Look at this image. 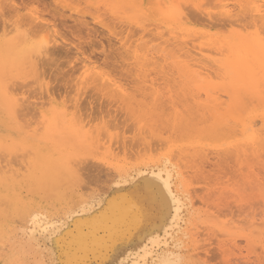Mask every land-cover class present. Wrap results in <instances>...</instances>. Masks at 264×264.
<instances>
[{
	"label": "rangeland",
	"instance_id": "1",
	"mask_svg": "<svg viewBox=\"0 0 264 264\" xmlns=\"http://www.w3.org/2000/svg\"><path fill=\"white\" fill-rule=\"evenodd\" d=\"M47 1H49V3H47ZM157 1L162 2V0H46L45 2L47 5H49L51 12L56 10L60 15L63 13L62 18H58L59 21L60 19L65 20H62L64 22H62V24L64 25L59 24L60 27L58 25L59 21H56L57 18L54 19L49 17L50 14L44 10L45 8H40L39 5L32 4L31 6L28 4L27 6L25 4H19L18 1V7H20H17V9H14L13 11H11L9 7L6 9L7 6L4 7L5 3L3 6L0 5L3 8V10L1 8L2 15L0 13V39H2L4 36V25L8 24L9 26V24L12 25L17 21H22L20 22L21 24H27L26 21H30L31 16H38L42 18L44 22L46 20L45 24H53L57 30V33L55 34L56 36H54L51 35V32H46L48 27L43 29L46 33H43L44 31L41 29L42 31L40 30L41 33L39 32V34L37 33L39 30L37 29V31H35L33 28L31 29L30 27L23 29H26V31L29 28L33 30V34L30 32L31 30H29V32L27 31L28 35H30L27 41L28 43L38 42L45 38L44 36H46L48 40H50V36L53 38V41L54 38L56 40L54 42L50 40L52 41L50 44L53 45H48V48H50L49 53L44 58L42 57L40 65L41 68L36 74H32L30 70L25 72L13 71L15 74L9 72L8 74L6 73L7 75L13 74L8 76L10 78L13 76L10 81V85L13 84L14 86L16 85L20 88V93H22L21 97H23V99L24 97H27V100H23L24 107L21 108V115L25 123H32L33 127H38V121L41 120L40 112L50 113L55 107L62 106H66V108L67 106H70V108L72 106V111L73 105H77L78 107L80 105L79 108L77 107L78 110L80 109V116L85 119V122H89L90 125L92 124L91 128L97 130L95 131V136L98 134V137L100 135V138L98 139L103 140L102 142L99 140L100 143L102 145L105 143L106 147L109 145L113 147V157L106 156L109 157L107 159L113 160L115 163H117L116 166L118 165L122 171L124 169L126 172H130L132 169H137L140 167L143 168L147 164H152L151 162L153 161L156 162L164 158L160 155L159 151H153V149L157 146L163 145L165 151H167V149L170 147L172 152L170 153L171 155L169 158L173 159L172 163L175 166L178 164L180 168L182 167L181 169L186 172V179L191 185L189 188V194L191 196V205H193V207H190L184 218L188 222H193L194 226L193 224H189L188 226H184L183 230H185L187 227H189V229L197 228V231H195L196 229L194 230L196 233L198 232L195 237L196 242H194V244L192 243L193 245L191 244V246L194 248V253L201 256V258L199 256L201 260H195L198 259L197 257L194 259V261H197L198 264L199 262L201 264V262L204 261H206L207 264H261V261L264 260V167L260 165V163L258 165L261 167L258 166V160H256L257 158L255 157L254 159L253 156H251L250 159L249 157H244V160L246 161L243 160L242 162L241 159H236L234 156H232L235 154H228L231 143L242 139L243 136L240 135V132L236 136H223L220 135V133L223 132H220L219 129L215 130L216 127L213 125L214 121L212 120V122L209 119L211 118L209 116L210 114L207 113V115H209L205 118L203 115H201V106L195 103L196 101L194 98L197 96L199 97L200 95L202 98L201 102H205L206 96L204 91H199L196 87V84H192L190 82L185 84L186 79L181 76L177 66H179L178 61L182 62L181 59L191 63L192 66L194 64L199 67L201 66V69L203 68L202 66H204L205 70H203L208 73L205 75L208 76V82L210 81L209 83L211 84L209 87H211L212 91L214 89H216L217 92L219 91V93H215H217L218 96H221V101L225 103L228 102L224 105V107L226 106L228 108V105H231L232 100L235 98L241 99L235 117L237 119H243L244 122L247 121V118L249 117V125L253 127L255 132L257 131V135H260L262 139H264V122L262 118H260V114L264 111V73L259 72L258 75V83L260 85L259 91L246 92V90L243 88L241 89L236 87L234 82L231 81V79L217 64L229 56L228 52L223 51L224 53H219L217 50L212 49L205 50L204 53L201 54L198 51L199 48L197 47V43H190L187 45V47L178 45L174 48V53L178 51V55L182 56H178L180 60L179 58H176L177 55L174 57L173 53L170 52V54H168L170 48L173 46L167 48V44L164 43V48V39H160V36H158L159 32L157 31V33L154 31V28L156 30V25H160V23L154 19H151L153 18L151 11L157 4ZM174 1L181 2L182 6L183 4L186 5L183 6L184 12H186L185 15L187 17L184 24L188 28V21H192L193 23L196 21L200 22L198 26L202 30L195 32H202L214 37L223 38L230 37L232 35L238 37L249 35V39H251L255 37L254 35H256L257 32L261 33L262 36L264 35V31L262 32L264 28L262 26H260L261 28H258L261 24H258L257 26V22H255L254 18L251 16L250 11L248 12L249 15L247 12H244V14L239 13L241 10V8H239L241 0ZM253 1L259 2L262 0H249V4ZM262 2H264V0ZM197 3L201 5H208L211 9V14H213L211 16L213 17L209 18V15H206V13H208L207 10L198 12L193 7H191V4L194 5ZM223 4L230 6L229 8H232L231 11L234 10L233 13L238 14L239 17H241V19L238 20L239 22L237 21L235 23V26L234 24L230 26L228 21L227 26L225 23L221 22L223 17L220 16V9L221 5ZM163 8L164 7H162V11L164 12L165 9ZM38 10L41 11V13L42 10H44L48 16H43V14L46 13L41 15ZM30 12L31 15H27V13ZM245 13H247V17L244 16L246 15ZM243 16L244 19L242 18ZM248 16L251 18L249 19ZM48 19H53V22L51 23L50 21H47ZM76 24L78 25L79 30L74 28L77 26ZM81 24H84L87 28H84V25L82 26ZM249 24H252V26L256 25V27L254 26V28ZM55 25L58 26L56 27ZM61 26H64L67 29L64 27L63 29ZM70 26L72 27L69 28ZM233 27L235 28V31L231 30ZM58 28H61V31L58 32ZM244 29L245 31H243ZM67 30H73V32L75 31L76 35L72 33V31L68 32ZM66 31L68 33H66ZM159 31L161 32L162 29ZM162 32H164V30ZM14 35H16L15 32L11 33L10 37ZM35 35L37 36L35 37ZM63 36L66 40L62 38ZM62 41H65L66 43ZM127 41L128 43L126 47L124 45H126L125 43ZM166 48L168 50H166L167 53L165 52L164 56H162L163 53L157 54L159 51H162ZM135 51H138L141 58H143L144 53L148 51H152V53L156 51V55L154 57L156 58L155 61L157 66L143 67L141 64L142 60H137L133 56ZM92 63H95L96 65L93 66L94 64L92 65ZM88 67L89 70H87ZM96 69H100L102 73L99 70L98 72L100 73H98ZM90 71L94 72L89 74ZM105 73L107 74V77L109 75V77L112 78L111 80L116 81L118 85L121 83L120 87H122V89L125 87L124 89L128 93H126L123 89L124 93L130 97H134L135 100H137V102L141 103L142 105L145 104L146 107L148 105L147 110L149 107L150 109L155 108L156 110L152 109V112L154 111L155 113H153L154 117L153 114L152 116L149 115L150 109L148 112L146 110V115H140L139 111L137 113L136 110L129 109L126 104V109L121 107L124 104L121 103V101V104L118 102L119 97H114L115 99L112 98V89H106L104 87L102 88L99 82H95L93 79L97 74H100L106 78ZM119 73L124 74L129 78H126ZM118 74L123 77L121 78L122 80L124 79V81L118 78L120 77ZM164 74L168 75L167 78L170 80V82L167 83L164 79L162 80ZM90 75L93 77V80H91ZM145 78L146 81L149 80V82L146 84L141 83L140 81L143 79L145 80ZM138 82L143 85L142 87L140 86L142 90H140L141 88L139 87L140 84ZM188 83H190V85H188ZM144 86H146V90L143 89ZM152 86L155 88V90L157 89L159 93L153 92L155 90H153ZM46 88H48L47 91ZM103 89H106V91ZM106 93L108 95H106ZM171 96L173 98H171ZM159 99L161 100L160 102H158ZM25 101L28 102L24 104ZM156 101L160 103L161 106L160 104H157ZM163 103L164 106H162ZM224 107L223 111H225ZM127 108L129 110H127ZM191 108L192 110H190ZM193 108L195 109L194 112L201 110V113L199 111L198 115L199 120L196 118L198 117L196 116L198 112L197 114L194 113ZM132 111H134V113ZM187 111L190 112V116L192 113H194L191 118L189 117V112ZM176 112L181 113V115L183 114L184 117L187 116L185 119L190 118L191 120H188L190 122L194 121V123L191 125L190 123L188 125L186 124V128L188 126L187 129L185 128V124H181L184 126V128L182 126H178L177 123L179 121L176 122V120L180 119L181 115H178ZM257 115H259V118ZM203 119L206 122H204ZM206 119H209L210 122L208 123L209 120ZM195 121H197V123ZM141 125H143V128H141ZM240 129L243 128L241 127L239 130ZM112 135L114 136L115 140L112 139ZM108 136L109 138H107ZM112 141H114V145H112ZM189 146H197L198 151H194L192 149L193 147H191V150ZM187 147L191 150V154L193 156L188 153L185 156V159L187 158L194 160L192 162H187L188 160H185L187 164H185V162L180 163L173 152L178 155L177 152L181 151L179 148L184 150ZM97 152H99V155L98 153H95L96 159L93 160L91 156L89 157L91 162H87L88 164L86 167V163L83 164L84 170L81 172L83 174L81 178L83 181L81 180V183L77 184L75 188L70 189V201L77 203L76 199L78 198L79 200V197L77 196H82V194L83 197L84 195H87L88 197H86L90 198L89 195L91 192H93L91 193L93 196L95 193V195H101L103 189L108 186L109 181L116 177V171H113L115 169H111V167L104 165L101 161L102 159H106L105 150L100 149L97 150ZM19 155L22 157L21 154ZM10 158L11 157H8L7 160L11 161L10 163L13 166L16 164L19 165V163H21L23 160V158L18 156L19 159L17 158L16 161L18 160L19 162H14L12 159L10 160ZM262 158L264 157L262 156ZM250 160H252L251 165L249 164L251 163ZM255 161L256 164L254 163V166L253 162ZM100 163L102 164L99 166ZM93 164H96V167ZM183 164L188 168L185 169ZM100 171L101 173L99 175L98 172ZM104 176H106L107 180L104 178ZM100 179L103 181L106 180L107 184H105V182L103 183V181ZM73 190L74 192L71 193ZM76 193L78 195L74 196ZM51 198L50 200H44V198L41 197L42 206H39L41 209V214H47L48 216H52L51 214L49 215L51 212L53 214L55 213L59 215L61 213L64 214L66 209L61 207L59 204L57 206L55 200L53 198L51 200ZM27 207L32 208V212H34V209L36 212H40V209L38 210V208H35L37 206ZM25 208H23L20 212H24L23 215L25 213L27 214V211H29L28 208V210ZM17 212L15 213L17 214ZM15 213L10 215L9 219L7 217L6 220L5 218H0V221L3 219L1 222L4 221L13 226V228H16L18 231H20V228H25V225H27L23 222L26 219V214L24 217H20L22 214L19 216H14L16 215ZM29 213L30 212H28V214ZM12 216H14L15 219H12ZM56 216L54 215V217ZM19 218H22V220ZM19 220V223L22 222L21 224L18 223ZM192 231L191 233L196 234ZM66 239H61L62 241L60 240V242H58L59 240H53L57 243L46 241V246H41V248H33V251L32 249H28V246H24L26 249L23 248V250H30L29 255L26 253V251L25 254L22 250V253L25 254V258L21 257V255L16 257V254L20 249L18 251L16 249L14 250V248H20L22 246H16L13 248V242L10 244V242L7 241V243H5L6 245L1 243L0 264H18L19 260L21 261L22 258L23 262H20L22 264H62L63 261L61 262V259L59 258L63 257L64 251L66 250L64 248L65 245L67 247L66 241L69 242L68 237ZM17 240L15 239V241ZM19 243L20 242H16L14 244L18 245ZM61 243L62 248L59 246ZM54 244H56V246ZM20 245L23 244L20 243ZM31 251L33 254H31ZM62 251L63 254L61 253ZM58 252L62 255L60 254L59 256ZM24 254H22V256ZM19 256L21 258H19ZM8 259H10V262Z\"/></svg>",
	"mask_w": 264,
	"mask_h": 264
},
{
	"label": "bare ground",
	"instance_id": "2",
	"mask_svg": "<svg viewBox=\"0 0 264 264\" xmlns=\"http://www.w3.org/2000/svg\"><path fill=\"white\" fill-rule=\"evenodd\" d=\"M18 1L19 4L22 5L25 4L28 6L29 4L32 6V4H34L39 5L40 8H45L44 10L50 14L49 17L51 18H62L63 13L60 15L59 12H57L56 10H53V12H51V9H49V5H47L49 1H47L46 3V0H0V5L3 6V4L5 3L4 7L7 6L6 9L9 7L11 11H13L14 9H17L19 5ZM262 1H253L250 4H255L258 8L262 3H264ZM250 4L249 0H241L239 5V8H241V10L239 13L244 14V12L248 13L250 11L251 16L254 18L255 22H257V26L258 24H261L258 28H261L260 26L264 28V21H261V17L259 16L257 9L248 7V5ZM242 5L244 6L243 8L241 7ZM1 6L0 13L3 10ZM183 6L186 5L183 4ZM183 6L179 1L176 2L174 0H162V2L157 1V4L151 11V15L153 17L151 19H154L158 21V23H160V25H156V30L154 28V31H158V36H160L159 38L164 39L163 45L164 43L167 44V48L173 46V49L170 48L168 54H170L171 52L174 54V57L177 55L176 58L178 59L182 56L178 55V51L176 52L177 54L174 53V48L178 45L187 47V45L190 43H197V47L199 48L198 51L201 54H203L205 50L212 49L217 50L219 53H224L223 51L228 52L229 56L223 61H216L218 62L217 64L220 66L223 72L231 79V81L234 82L236 87L241 89L243 88L244 90H246V92H258L260 87L258 83V75L259 72L264 73V35L262 36L261 33L257 32L256 35H254L255 37L251 39H249V35L239 37L232 35L230 37L223 38L214 37L202 32L190 31L189 28L184 24L187 17L185 15L186 12H184ZM162 7H164L163 9H165L164 12L162 11ZM229 7L230 6L225 4L221 5L220 16L223 17V14L226 12L233 13L234 10L231 11L232 8ZM44 10H42V13L41 11H38L42 15L43 13H46ZM180 11L184 12V16L178 15ZM47 13L43 14V16H48ZM247 13H245V17H247ZM207 14L208 13H206V15ZM236 15L239 16L238 14ZM244 16L242 17L243 19ZM36 17L38 16H31L30 21H26L27 24L23 23L24 25L20 23L22 21H17L14 24H12V22V25L9 24V26L8 24L4 25V36L2 39H0V218H5L6 220L8 217L9 219L10 215H13V213L17 211L18 215L15 213L16 215L14 216H19L20 214H22L20 215V217H24L26 213L23 215L24 212H20L25 207V209H27V206H37L35 208H38L39 210V206H42L41 197L44 198V200H50V198L52 197L57 203V206L59 204L61 207H64L66 211L64 212V214L61 213L60 215L55 213L53 214L51 212L49 213V215L51 214L52 216H48L47 214H41V209L39 210L40 212H36L35 209L33 210L34 212H32V208H28L29 211H27L26 214V222L23 221L27 225H25V228H20V231H18V229L16 228H13V226L9 225L4 221L1 222L3 220L2 219L0 221V244L2 243L4 245L8 241L10 242V244L11 242H13V248L16 246H22L20 248H14V250L16 249L18 251L20 249L18 252L21 254L16 251V257H18V255L24 257L26 253L28 255L30 254V250L28 249H32L33 251V248H41V246H46V241L55 242L53 240H59L58 242H60L61 239L63 240L68 237L69 242L66 241L67 239L64 240L67 242V247L66 245L64 247L66 250L62 249L65 251L64 254L63 251L61 252L63 254V257L61 256L62 258H59L61 259V262L63 261L62 264H196L197 261H194V259L198 257V259L195 260L200 261L201 256L199 254L194 253L195 251L191 244H194V242H196L195 237L198 232L196 233L195 231H197V228L194 227L196 229L195 230L193 228L189 229V227H187L185 230H183L184 226H188L189 224H193L194 226L193 222L190 221V223L184 218L187 211L190 209V207H193V205L189 206L184 191L181 190L182 181L176 176L173 170V166H175L172 163L173 159L169 157H164L161 160L158 159L159 161H153L154 163L151 162L152 164H147L143 168L140 167L137 169H132L133 171L131 170L130 172H126L123 169V172L122 169L118 167V165L116 166L117 163H115L111 159H107L109 157H113V147L111 145L106 147L105 143L103 145L100 143V141L102 142L103 140L98 139L100 138V135L99 137L98 134L97 136H95V131L97 130L91 128L92 124L90 125L89 122H85V119L80 116V109L78 110L80 105L79 107L76 105L78 103L75 104L76 106L73 105L72 111V106L71 108L70 106H67V108L66 106H62L55 107L54 110L50 113L40 112L41 120L38 121V127H33L32 123H25L21 115V108L24 107V99L23 97H21L22 93H20L19 87H17L16 85L14 86L13 84L10 85V81L13 76L11 78L8 76H11L13 74H7L8 72H25L27 70H30L32 74H36L41 68L40 65L42 57L44 58L48 55L50 49L48 48V45L50 44V42L53 41V38H51V36L50 40L52 41L48 40L46 36H44L45 38L42 39L46 45L44 54H40V52L38 51L36 47L37 42H27L30 37V35H28V32L32 28L35 29V31L39 30L37 32L39 34V32L41 33L44 28L48 27L47 30L45 29L46 32H51V35L56 36L55 34L57 33V30L55 29L53 24H50L51 26L49 24H45L46 20L44 22L42 18ZM57 19L56 21H59V19ZM239 19H241V17H239ZM52 20L48 19L47 21H50L52 23ZM62 20L60 19L61 23L60 21L59 23L57 22L58 25L62 24ZM228 24L230 26L233 25L232 21H228ZM58 25L55 26L57 27ZM249 25L252 26V24ZM65 26L67 27L66 24ZM254 26L256 27V25ZM26 27H30L31 29L29 28L27 32ZM71 27L72 26H70L69 28ZM85 27L86 26L84 25V28ZM24 28L26 29L23 30ZM74 28L78 29L79 27L77 25ZM60 29L61 28H58V32L61 31ZM161 29L162 31L164 30V32H160L159 30ZM67 31H72V33L75 34V31L77 30H75L74 32L73 30ZM67 31L66 33H68ZM243 31H245V29ZM263 31L264 30H262V32ZM14 32L16 33V35L10 37L11 33ZM30 32L31 34H33V30H31ZM46 32L44 31L43 33ZM37 35H35V37ZM62 38L65 39L64 36ZM55 40L56 39L54 38V41ZM127 43L128 41L125 43L126 45L124 46L127 47ZM50 45L52 46L53 44ZM167 48L162 51H159L157 54L163 53L162 56H164V53L166 52V50H168ZM137 50L139 51L138 48ZM138 51H135L133 53V56L137 60H142L141 64L143 65V67L157 66L155 61L156 58L154 57L156 55V51H154V53H152V51L144 53L143 58L139 56ZM181 61L182 62L178 61L179 66L177 67L181 76L186 79L185 84H187V82L196 84L197 89L199 91H204L206 96L205 102H201V95L199 97L197 96L196 98H194L196 101L195 103L200 105V108L202 110L201 113V110L196 109L198 112L197 114V112H194L195 109L193 108V112L197 114L196 116L199 115V111L201 115H203L205 118L208 117V115L210 114L209 116L211 118L209 119L211 121H214L212 122L213 125L216 127L215 130L219 129L220 132H223L220 133V135L236 136L240 132V135H242L243 138L231 143L230 151H228V154H235L232 156H234V158L236 159H241L242 162L244 160V157H249L250 159V157L253 156V158L255 157L257 158L256 160H258L257 165L260 163V165L264 167V158H262V156L264 157V139H262L260 135H257V131L255 132L253 130V127L249 125V117L247 118L248 120L245 122L243 121V119H237L235 117L241 99L235 98L234 100H232L231 105H228V108L230 106L229 109L226 106L224 107V105L228 102L225 103L221 101V96L217 95L219 91L217 92V90L214 89L215 91L213 90V92L211 87H209L211 84L209 83L210 81L208 82V76L205 75L207 72L204 71V66H202L203 68L201 69V66L199 67L194 63V65L192 66V64L187 61H183L182 59ZM92 65L95 66L96 64L92 63ZM87 70H89V67L87 68ZM98 70L100 71V69ZM98 70L96 69L97 72ZM91 72L92 71H90L89 74H91ZM121 75L125 76L124 74ZM121 75H119L120 77H118L120 78V80H122L123 78ZM95 76L96 77L93 78L90 75L91 80L94 79L95 82H99L102 88L104 87L106 89H112V98L115 99L114 97H119V99L117 98L118 102L120 103L121 101V103L124 104L121 107H124L126 109V104L129 109L136 110L137 113L139 111L140 115L147 114L146 110L148 108V105L146 107L145 104L142 105L141 103L137 102L134 97H130L129 95H127L126 93L128 92L124 89L125 87L123 89L126 93H124V90L122 89V87H120L121 83H119L120 85H118L116 81L111 80L112 78H110L109 75L107 77V74L105 75L106 78L101 76L100 74H97ZM167 76V74H164L162 80L164 79L168 83L170 82V80L167 78ZM125 77L127 78L128 76ZM122 81H124V79ZM140 82L146 84L147 82H149V80L146 81L145 78V80L143 79ZM140 82L138 83L140 84ZM190 83H188V85H190ZM140 86L142 87L143 85L140 84L139 87ZM106 89L103 90L106 91ZM143 89L146 90V86H144ZM47 90L48 88H46V91ZM140 90H142V88ZM153 90H155L154 87ZM153 92L158 91L156 89ZM106 95L108 94L106 93ZM171 98L173 97L171 96ZM160 101L161 100L159 99L158 102ZM26 102L28 101H25L24 104ZM158 102L157 104H160ZM162 106H164V103ZM223 107L225 108L224 110L226 112L223 111ZM129 109L127 108V110ZM149 109L147 110V112L149 111ZM152 109L154 110L155 108ZM152 109H150L149 111V115L151 116L154 113V111L152 112ZM190 110H192V108ZM132 112L134 113V111ZM194 113H192V115ZM207 113L209 114L207 115ZM178 115H181V113H178ZM260 115V118H262L264 122V111ZM191 116L189 112V117L191 118ZM185 117L182 114L180 116V119L176 120V122L179 121L177 123L178 126L181 127V124H185L186 128V124L188 125L190 123L191 125L192 123H194V121H189L191 120L190 118H188V120L185 119ZM257 117L259 118V115H257ZM196 118L199 120V116ZM210 120L208 121V123L210 122ZM195 122L197 123V121ZM204 122L206 121L204 120ZM182 127L184 128V126ZM241 127L243 129L239 130V128ZM112 137V139L115 140L113 135ZM107 138H109V136ZM113 142L114 141L111 142L112 145H114ZM191 147H193L192 149L194 151H198L197 146H189L190 149ZM189 148L187 147L184 150H182V148H179V150L181 151L177 152L178 155L173 152L180 163L185 162V164H187L185 160H188L187 162H192L194 160L187 158L185 159V156L188 153L191 154L192 149L190 150ZM100 149L105 150V157L109 156L106 157V159H102L101 161L104 165L111 167V169H115L113 171H116V177H114L113 180L109 181L108 186H105L106 188L103 187L105 189L102 188L103 191L101 190V195H95V193L93 196L91 194L93 192H91L90 195L88 194L90 198H87V195V197L85 195L83 197V194L82 196H77L78 194L76 193L74 196L79 197V200L78 198L76 199L77 203L70 201V189L75 188L77 184L81 183V178L83 175L81 172L84 170L83 164L86 163V167L88 164L87 162H91V159H89V157L91 156L93 160L96 159L95 153H98L99 155V152H97V150ZM19 154H21L22 157ZM13 155L14 157H17L14 158ZM18 156L20 158H23V160L21 163H19V165L16 164L17 166H13L10 163L11 161L7 160L8 157H11L10 160L12 159V161L17 162L18 160L16 161V159L18 158ZM250 161L251 163L249 164L251 165L252 160ZM254 163L256 164V161L253 162V164ZM101 164L102 163H100L99 166ZM184 166L185 169L188 168L186 165ZM181 168V173L184 179L187 180L185 175L186 172H184ZM98 173L100 175L101 171ZM106 176H104L105 179ZM106 180H102L103 183L105 182V184H107ZM149 181L158 185L159 190L167 196V205L163 213L158 212L155 205H153L150 209L145 206V201L141 193ZM189 190L190 189L188 188V193H190ZM72 192H74V190L71 191V193ZM28 212L30 213L28 214ZM54 215L58 216L54 217ZM14 216H12V219L14 218ZM19 219L22 220V218ZM19 222L20 220L18 221V223ZM191 231L196 234L191 233ZM14 238L16 240L18 238L19 241H15ZM16 242H20L23 245H20V243L18 245H15L14 243ZM54 245L56 246V244ZM24 246H28V251L23 250V248L26 249ZM59 246L60 248H62V243L61 245L59 244ZM22 250L24 251V253L26 251V253H22ZM61 253H59V256ZM22 254L24 255L22 256ZM31 254H33V252ZM13 257L16 258L15 256ZM21 257L19 256V258ZM8 260L10 262V259ZM21 261L19 260V263Z\"/></svg>",
	"mask_w": 264,
	"mask_h": 264
},
{
	"label": "snow or ice",
	"instance_id": "3",
	"mask_svg": "<svg viewBox=\"0 0 264 264\" xmlns=\"http://www.w3.org/2000/svg\"><path fill=\"white\" fill-rule=\"evenodd\" d=\"M191 7H193L198 12L207 10V12L209 14V18H211V9L209 8L208 5L194 4V5H191ZM241 7L243 8L244 6L242 5ZM248 7H251L253 9H257L258 14L261 17V21H264V3H262L258 8H257V5H255V4H250V5H248ZM27 15H31V12L27 13ZM178 15L184 16V12L180 11L178 13ZM238 20H239V16H237L236 14H234L232 12H226L223 14V18L221 19V22L225 23L227 26V21H232V23L235 24L236 21H238ZM199 23H200L199 21H196L195 23H193L192 21H188L189 30L190 31H201L202 29L198 26ZM231 30L235 31V28L233 27ZM36 47H37L38 51L40 52V54H44L46 45H45V42L43 40L38 41L36 43ZM24 99L27 100V97H24ZM141 128H143V125H141ZM137 134H139V133H137ZM153 151H159L160 155L162 157L168 158V157H170L171 148L169 147L167 149V151H165L164 146L160 145V146H157L156 148H154ZM173 170H174L176 176L178 178H180V180L182 181L181 190L184 191V194L187 198V203L190 206L191 205V196L188 193L187 189L190 188L191 185L189 184V182L187 180L184 179L178 165L173 166ZM141 194L144 198L145 206L147 208L150 209V208H152L153 205H155L158 212L163 213L165 211L166 205H167V196L162 191L159 190L158 185L149 181L147 183L146 187L142 190ZM201 264H207V262L204 261V262H201ZM261 264H264V260L261 261Z\"/></svg>",
	"mask_w": 264,
	"mask_h": 264
}]
</instances>
